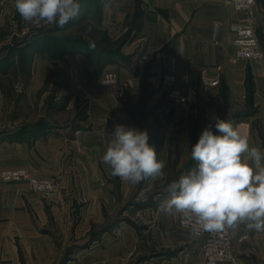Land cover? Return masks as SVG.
Here are the masks:
<instances>
[{
	"label": "crops",
	"instance_id": "1",
	"mask_svg": "<svg viewBox=\"0 0 264 264\" xmlns=\"http://www.w3.org/2000/svg\"><path fill=\"white\" fill-rule=\"evenodd\" d=\"M93 22L99 29L107 28L112 40L123 38L119 54L102 52L98 45L50 48V43L38 41L40 33L23 43H0V116L4 110L10 118L0 124V152L11 147L14 155L23 156L14 166L52 178L61 193L57 199H45L27 181L0 182V264H61L65 247H56L53 235L42 228L48 224V204L53 209L51 222L70 220L66 210L74 200L83 201L87 212L82 218L98 222L102 200H116L110 196L119 185L129 188L131 182L113 175L100 157L116 123L136 126L128 113L134 107L141 111L140 126L147 129L157 158L165 162L161 177L174 163L188 160L178 173L196 167L191 143L213 112L226 115L250 146L264 151V0L245 11H237L229 0H104ZM23 29L19 25L14 32ZM245 44L258 46L262 58H238L236 51ZM56 50L69 61L67 73L61 64L48 73L61 57ZM22 56V67L13 68ZM94 61L102 68L97 65L95 71ZM4 64L9 68L1 69ZM104 71L116 72L118 83L102 84ZM8 76L14 81L11 89L4 83ZM171 92L186 96V102L173 101ZM159 178L148 177L145 185ZM167 197L153 200L156 215L148 220L146 231L161 236L160 245L184 247L170 257L141 264H207L203 235L181 229L180 213L161 210ZM126 224L120 222L119 232L130 228ZM230 232L235 259L223 264H264V230L240 223ZM121 244L104 248V261L123 260L127 241ZM97 252L98 248L79 250L75 263L85 264L81 253ZM86 264L97 263L90 258Z\"/></svg>",
	"mask_w": 264,
	"mask_h": 264
},
{
	"label": "clouds",
	"instance_id": "2",
	"mask_svg": "<svg viewBox=\"0 0 264 264\" xmlns=\"http://www.w3.org/2000/svg\"><path fill=\"white\" fill-rule=\"evenodd\" d=\"M14 3L21 17L32 24L63 26L80 9V0ZM191 157L197 161L196 167L168 183L169 196L161 201V210L180 213L194 235L201 230L235 228L240 223L248 229L264 230V151L250 146L231 121L213 112L191 143ZM100 159L113 175L132 183L164 175L165 162L157 158L147 129L116 123Z\"/></svg>",
	"mask_w": 264,
	"mask_h": 264
},
{
	"label": "rangeland",
	"instance_id": "3",
	"mask_svg": "<svg viewBox=\"0 0 264 264\" xmlns=\"http://www.w3.org/2000/svg\"><path fill=\"white\" fill-rule=\"evenodd\" d=\"M103 2L104 0H80V9L78 14L70 19L65 25L59 26L54 23L50 24L46 22H41L40 24H32L31 22L24 20L18 13L15 8L14 0H0V23L2 24V28H0V43L4 39L12 40L11 43H14L15 39H18V41L21 39L23 43L27 39H31L32 36L38 35L39 33L44 35L45 30H54L50 31V35H53L55 37L47 42L50 43V48L55 49V47L58 46L63 49H71L74 47L72 43H76V45L85 44L86 46H90V43H92L94 44V46H90V49L91 47H97L96 45H98L102 48V52L113 51L119 54L118 48L122 41H124L123 38L112 40L108 34L107 28L99 29L94 25L95 23L93 22L94 18L98 21V16L102 13ZM19 25L24 27V31H18L19 33H15L14 29L16 27H19ZM57 41H60L61 43L56 44ZM100 47L98 49H101ZM56 51L55 52L57 54H55L60 57V50ZM51 52L53 53L52 50ZM23 57L24 56H22V58L19 57L17 63L13 64V68L22 67L21 60L24 61L25 59H23ZM96 61H94L95 71L97 70V65L100 66V69L102 68V64H96ZM25 63H23L24 66L28 65ZM52 64L54 67H50L48 69V73L50 72L49 74H52L54 71L58 70L57 66L59 67V64H61L62 70L65 73L70 70L69 61L66 58H63V56L59 58L58 62H52ZM6 67L8 69L9 65L4 64L1 66V69H5ZM10 69H12V67H10ZM25 69L26 68H24V70ZM27 71H29V69H27ZM13 77L15 76L13 75ZM13 77L8 76L5 78L4 83L6 88L11 89V87L13 86ZM8 92H10L11 94V91ZM8 102V104H12L11 101L8 100ZM8 108L9 106H7V110ZM137 108L134 107L133 110L129 111L128 113L132 115L134 124L136 125L135 127L143 129V127H141V124L139 123L141 111ZM8 116L9 112H5L4 110H2V115L0 116V124L5 123L6 121L8 122L10 120ZM145 116H147V114ZM220 117L225 119L226 115H222ZM7 148L9 149L6 150ZM22 159L23 156H21L20 159V156H18V154H13V149L11 147H5L0 152V164L1 166H5L7 168H23L14 166L15 164H17V161ZM187 161L188 160H185L181 163H172L173 165L170 166L166 175L152 181L150 186L145 185L148 177L137 183L131 182L129 188H132L130 190L129 188L126 189V187L121 188L119 185V190L117 192H114V195H112L111 193L110 196L114 197L116 200L109 201V198H106L104 202L102 200V207L99 211V214L102 217L98 222L90 221V219L86 221V219L82 218L83 215L86 216L87 211L82 208L81 205L83 201L81 200L80 202L78 200H74L73 204H71V206L66 210V215H68L67 217L70 220L61 224L57 221L51 222L50 216L53 213V209L52 207H50L49 203L48 208L46 209L48 215V224H42V228L46 227V232H48L50 235L52 234L56 239H54V244H58L55 245L56 247H65L66 254L64 253V255L62 256L63 261H61V264L66 260L67 262L65 264H76L75 262L78 258L77 252L84 248H98L99 250V252L97 253H88L84 254V256L81 253L79 257L82 261L85 262V264L86 261L90 258L91 260H95L97 264H110L109 262L107 263L106 261H104V259L108 258V256L104 252V248H120L122 247L121 245H123L121 243H123L124 241H127L128 250L125 254L126 256L123 255V260H121L118 264H141L144 262H152L157 260V257H170L172 256V254L176 253V251H179L181 247H184L183 245L179 244L164 245L166 244L165 242H163L164 244L160 245L158 244L157 240L161 241L162 237L158 236L152 231H146V229L149 227L148 220L156 215V208H153L156 204L153 202V200L155 199V197L157 200H159L161 198H164L165 196H169V192L167 189L168 183H170L174 178L177 179L181 175L179 173H184V171L178 173L176 172V170L185 165ZM2 169L4 168L1 167L0 172ZM24 169H26L31 175H35L29 169ZM42 178L49 180L51 179L52 181V178L50 177ZM20 181H27L32 191L40 194L41 196L46 195L44 197L45 199L46 197H48L49 199H51L52 197L54 199H57V196L61 194L57 192V188L55 190L47 192L36 191L31 187L27 179L20 178L4 180L0 175V182ZM55 184L57 185V183ZM147 204L151 205L146 209L145 206ZM143 209L146 210L143 211ZM53 216H55V214H53ZM120 222H126L127 227L129 224L130 228L128 227L126 230L119 232L120 230L118 228L120 226ZM179 227L191 232L190 228L182 227L180 225ZM152 233L154 234V236H150V239H147V235H152ZM23 264H25V262Z\"/></svg>",
	"mask_w": 264,
	"mask_h": 264
},
{
	"label": "built area",
	"instance_id": "4",
	"mask_svg": "<svg viewBox=\"0 0 264 264\" xmlns=\"http://www.w3.org/2000/svg\"><path fill=\"white\" fill-rule=\"evenodd\" d=\"M237 11H245L250 9L256 0H229ZM261 49L254 44H245L240 46L236 51V56L240 59L259 60L262 58ZM101 83L104 85L114 86L118 83V75L114 71H104L100 76ZM169 97L173 101L186 102L187 97L176 93H169ZM1 178L4 180L10 179H27L31 187L36 191H52L56 189V184L49 180L31 175L24 168H6L0 172ZM179 225L190 228V225L182 222V215L179 217ZM204 237L203 253L207 264H223L234 261L235 255L232 249V237L230 228L217 231L200 232Z\"/></svg>",
	"mask_w": 264,
	"mask_h": 264
},
{
	"label": "trees",
	"instance_id": "5",
	"mask_svg": "<svg viewBox=\"0 0 264 264\" xmlns=\"http://www.w3.org/2000/svg\"><path fill=\"white\" fill-rule=\"evenodd\" d=\"M50 31H54V30H45L44 31V35H42L41 39H42V43H47L49 42L52 38H54L55 36L50 35ZM67 40V39H66ZM73 42V41H70ZM61 43L60 41H57L56 44ZM71 44V43H70ZM73 46H76V43H72ZM167 182V181H166ZM145 204V203H144Z\"/></svg>",
	"mask_w": 264,
	"mask_h": 264
}]
</instances>
